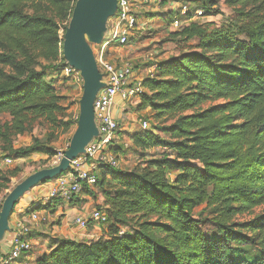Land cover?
Returning <instances> with one entry per match:
<instances>
[{"label":"trees","instance_id":"16d2710c","mask_svg":"<svg viewBox=\"0 0 264 264\" xmlns=\"http://www.w3.org/2000/svg\"><path fill=\"white\" fill-rule=\"evenodd\" d=\"M221 1L239 25L208 32L188 9L181 17L188 25L171 39H198L199 52L157 63L153 76L142 79L137 108L174 121L167 138L150 130L128 136L156 158L130 172L104 168L96 184L109 185L105 236L91 242L45 236L43 252L30 261L31 252L22 254L14 264H264V213L233 222L264 205V0ZM75 2L0 0V114L10 118L2 139L21 136L38 118L62 123L65 108L45 77L51 64H64L60 29ZM12 153L37 154L38 142ZM7 185L0 178V192ZM201 205L210 209L216 235L193 215ZM121 227L127 232L120 234Z\"/></svg>","mask_w":264,"mask_h":264},{"label":"rangeland","instance_id":"374dc122","mask_svg":"<svg viewBox=\"0 0 264 264\" xmlns=\"http://www.w3.org/2000/svg\"><path fill=\"white\" fill-rule=\"evenodd\" d=\"M183 6L189 10H201L203 12V17L192 21L205 28L208 32L220 28L234 27L236 24L239 25L241 21V18L230 8L226 7L224 1L221 0L213 1V7L208 0H160L159 7L151 4L140 11L139 23L130 42L124 47L110 45L105 50L106 54H104V59L111 64L121 65L124 63L131 65L136 78L142 79L147 76L148 70L155 67L157 63L167 62L171 58L178 57L190 50L199 52V50L195 49L199 43L198 39H193L186 44H176L171 39V34L179 32L183 27L188 25L178 15L180 8ZM26 9L25 11L30 13ZM70 21L71 17L61 25V36L65 34ZM106 36L107 27L101 44L105 41ZM101 44H89L94 58ZM63 61L64 63L66 62L64 59ZM64 65L61 64V66L55 67V64H51V70L47 72L45 77L46 81L51 82L54 86L56 93L61 98V106L65 108L62 123L53 126L48 124L44 119L38 118L31 122L29 130L21 136L10 137L9 141L0 137V178H6L8 180L6 189L0 192V213L6 198L16 186L30 176L54 167L53 163H55L59 154H63L68 149L71 139L78 128L84 84L82 80L76 82L72 78L63 76L60 70ZM3 70L6 74H10L8 68H3ZM138 105V99L127 103L124 106L125 110L121 113L120 119H117L119 133L114 142L116 151H112V154L117 157V168L122 171L130 172L134 168L143 166V163L156 158L153 150L137 148L129 141L128 136L141 131V121L147 122L149 130L162 138H167L166 130L174 121V119L168 117L156 118L153 110H141L137 108ZM208 106L210 104L206 103L200 107V110ZM193 112L196 111L187 112L183 115H189ZM9 120L10 118L7 114H0V129ZM35 140L38 142L39 153L25 158H17L12 153V151L23 149L34 144ZM103 173L104 169L102 168L99 172L95 173L98 182H100ZM105 191H109V185L101 187L95 184L88 187L83 193L75 196L76 201L72 207H75L79 212L76 217L88 219L92 211L97 209H102L108 215L106 207L104 206L103 192ZM38 192L40 193L41 191L37 185L21 197L15 206H22L23 200L28 198L30 194H35V198L39 199ZM263 213L264 205L256 208L250 215L235 218L233 222L237 224L243 223ZM193 215L200 220V226L206 234H217L216 228L212 223L213 215L205 205L197 207ZM73 227L76 228L75 226ZM107 230L108 225L99 226L94 224L90 225L86 230H81V232L87 235L93 234L92 239L84 240L91 242L97 240L96 237L100 238L105 236ZM127 230V228L121 227L120 234L126 233ZM78 232L81 234L79 229H77ZM42 250L32 242V250L28 258L31 255H37ZM252 251L253 249L247 250L248 253Z\"/></svg>","mask_w":264,"mask_h":264},{"label":"built area","instance_id":"2783aa9c","mask_svg":"<svg viewBox=\"0 0 264 264\" xmlns=\"http://www.w3.org/2000/svg\"><path fill=\"white\" fill-rule=\"evenodd\" d=\"M154 4L159 7L160 0H116L115 14L107 21V36L96 53L95 61L102 75L104 87L97 93L93 102L94 122L97 128L95 137L85 148V153L70 161L69 168L54 180L39 185L41 198L32 202L27 207L29 224L23 221L14 223L11 229L13 234L11 247L6 255H0V264H14L22 254H27L32 249L30 239L31 225L38 224L43 220V215L36 208L60 200L68 204L72 198L82 192L84 186L91 187L96 184L95 173L109 167H118V160L112 154L114 142L119 132L117 119L114 115L115 107L123 113L125 105L132 100L138 99L142 91V79L136 78L133 67L129 64H111L104 59L106 49L110 45L124 47L127 45L139 23L140 11ZM188 8L181 7L178 15L184 17ZM203 17L201 10H195L192 20ZM61 68V73L66 78H72L76 82L81 81L78 71L66 63ZM155 67L148 70L147 76L152 77ZM118 100V102H116ZM141 131L149 130L147 122L141 121ZM64 154V153H63ZM59 154L53 166H57L63 158ZM53 168V167H52ZM108 215L103 210H93L88 219L76 217L72 221L80 231L86 230L90 225H107Z\"/></svg>","mask_w":264,"mask_h":264},{"label":"water","instance_id":"95a60500","mask_svg":"<svg viewBox=\"0 0 264 264\" xmlns=\"http://www.w3.org/2000/svg\"><path fill=\"white\" fill-rule=\"evenodd\" d=\"M115 11L116 0H78L73 8L64 34L62 56L68 66L79 72L84 84L78 128L57 166L30 176L8 195L0 213V242L10 230L9 217L19 199L39 183L49 182L64 173L70 161L84 154L87 145L97 137L93 102L104 84L89 44H101L107 21Z\"/></svg>","mask_w":264,"mask_h":264},{"label":"crops","instance_id":"0c3cea01","mask_svg":"<svg viewBox=\"0 0 264 264\" xmlns=\"http://www.w3.org/2000/svg\"><path fill=\"white\" fill-rule=\"evenodd\" d=\"M116 102H118V100ZM114 115L116 119H120L121 113L118 111V106L115 107ZM37 195L40 196L38 197L39 199L42 197V194L39 192ZM37 200L38 199L35 198V194H30L28 198H25V200H23L22 206L16 205L13 208L14 210L9 217L10 230L5 234V238L0 242V255H6L10 250L11 239L13 236V234L11 233V229L14 223L17 221H23L27 224L30 223L28 214L26 212L27 207L29 206V204ZM52 211L53 210L41 212V215H43V220L38 224L31 225L30 239L35 243V246L43 249L42 252L48 245V241L45 239V236L69 239L76 242H81L85 239L89 240L94 236L93 234L87 235L86 233H83L81 231V234L79 232L78 234L77 229L72 226V221L79 214L78 210L75 207L63 203V205L56 207L54 211ZM40 253L41 252L37 253V255H39ZM37 255H31V257H27L26 260H34Z\"/></svg>","mask_w":264,"mask_h":264}]
</instances>
